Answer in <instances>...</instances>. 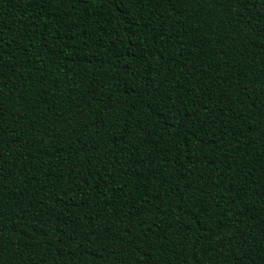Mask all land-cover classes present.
I'll use <instances>...</instances> for the list:
<instances>
[{
    "label": "trees",
    "instance_id": "trees-1",
    "mask_svg": "<svg viewBox=\"0 0 264 264\" xmlns=\"http://www.w3.org/2000/svg\"><path fill=\"white\" fill-rule=\"evenodd\" d=\"M0 264H264V0H0Z\"/></svg>",
    "mask_w": 264,
    "mask_h": 264
}]
</instances>
